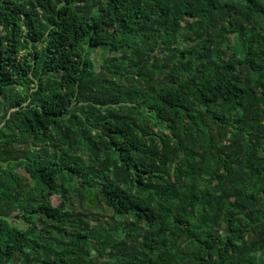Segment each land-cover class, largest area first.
<instances>
[{
    "label": "trees",
    "instance_id": "obj_1",
    "mask_svg": "<svg viewBox=\"0 0 264 264\" xmlns=\"http://www.w3.org/2000/svg\"><path fill=\"white\" fill-rule=\"evenodd\" d=\"M0 264H264V0H0Z\"/></svg>",
    "mask_w": 264,
    "mask_h": 264
},
{
    "label": "rangeland",
    "instance_id": "obj_2",
    "mask_svg": "<svg viewBox=\"0 0 264 264\" xmlns=\"http://www.w3.org/2000/svg\"><path fill=\"white\" fill-rule=\"evenodd\" d=\"M91 59L93 61V64L96 68H98L100 62H101V56H100V50L96 49L92 52L91 54ZM52 201L54 204H56L58 202V197L56 195H53L52 196ZM69 206H70V209L72 211H77L79 210V206L77 204V202L75 200H71V202L69 203ZM109 214H102L99 216V219L100 220H103V221H108L109 220ZM98 223V222H96ZM104 225H107L106 223H104Z\"/></svg>",
    "mask_w": 264,
    "mask_h": 264
}]
</instances>
